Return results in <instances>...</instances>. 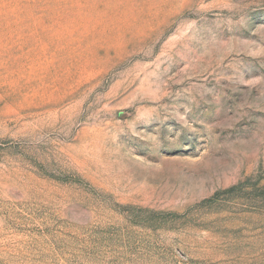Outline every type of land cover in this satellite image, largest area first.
<instances>
[{
  "label": "rangeland",
  "instance_id": "1",
  "mask_svg": "<svg viewBox=\"0 0 264 264\" xmlns=\"http://www.w3.org/2000/svg\"><path fill=\"white\" fill-rule=\"evenodd\" d=\"M0 264H264V0H0Z\"/></svg>",
  "mask_w": 264,
  "mask_h": 264
}]
</instances>
